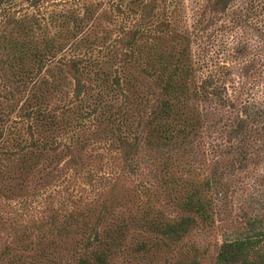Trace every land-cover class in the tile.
<instances>
[{"label":"trees","instance_id":"trees-1","mask_svg":"<svg viewBox=\"0 0 264 264\" xmlns=\"http://www.w3.org/2000/svg\"><path fill=\"white\" fill-rule=\"evenodd\" d=\"M264 0H0V264H264ZM264 195H255L260 202Z\"/></svg>","mask_w":264,"mask_h":264},{"label":"rangeland","instance_id":"rangeland-1","mask_svg":"<svg viewBox=\"0 0 264 264\" xmlns=\"http://www.w3.org/2000/svg\"><path fill=\"white\" fill-rule=\"evenodd\" d=\"M264 195L263 192H259L253 187L242 186L241 188H236L233 192V220H236V215L248 216L251 212L264 214V198L260 202H254L255 195ZM239 221V220H237ZM218 222V227L215 230H202L200 234L202 235V245L204 248V255L201 257L202 264H214V248L218 243L219 235L222 236L223 233L228 232L231 229L236 230L238 222ZM264 222V220H263Z\"/></svg>","mask_w":264,"mask_h":264}]
</instances>
